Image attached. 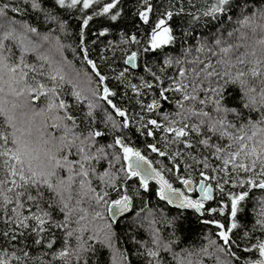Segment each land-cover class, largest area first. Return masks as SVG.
I'll return each mask as SVG.
<instances>
[{"label":"snow or ice","instance_id":"6c2138e0","mask_svg":"<svg viewBox=\"0 0 264 264\" xmlns=\"http://www.w3.org/2000/svg\"><path fill=\"white\" fill-rule=\"evenodd\" d=\"M120 3L121 0L107 3L53 0V5L60 9L82 12L99 6L93 15L107 16L111 21L120 17ZM164 3L163 11L154 13L152 0H140L141 9L136 15L148 26L143 33L146 38L142 43L133 34L120 41L121 45H137L135 51L110 45L113 55L119 48L127 65L114 79L130 88L137 98L151 93L150 101L137 99L140 111L130 115L129 110L113 102L110 97L117 93L107 85L102 94L89 89L92 97L105 101L122 118L116 120L104 110L105 126L110 125L113 133H120L107 145L99 144L98 138L106 135L104 131L91 126L86 134L75 131L80 127L73 114L75 106L60 98L58 90L65 82L73 84L70 94L78 103L88 101L85 119L91 118L93 123L94 112L100 107L98 102L83 95V90H76L78 86L71 79L66 81L62 65L54 66L48 57L40 55L38 59L49 64V70L45 71L43 64L37 68L26 60L29 53L40 47L28 34L40 33L27 22L10 17L8 11L24 14L30 7L43 12L45 22H58L62 29L64 23L42 7V0H19L24 9L15 0L11 5L0 4V264H88L84 254L95 251L89 240L112 247L111 223L106 222L108 231L99 230L104 231L102 240L95 230L85 238L88 224L91 220H104L105 210L114 223L117 216L131 209L127 181L133 177L139 178L144 190L148 189V179H156L161 200L177 203L180 209H195L201 215L204 202L214 199V191L224 193L226 185L240 189L227 192L228 202L221 207L207 209L222 216L227 210L226 223L216 219L203 221L215 225L223 242L217 245L216 241H210V244L216 245L217 264H264V239L251 235L257 226L264 234V198L257 201L258 218L251 233L238 219L250 191H264V0H164ZM198 3L203 7L197 8ZM93 15L82 20V28L88 26ZM181 15L188 19L181 32L183 39H178L170 22ZM213 21L218 22L215 31L196 34L198 27ZM107 32L105 28L98 35L105 36ZM189 39L195 41L194 45L188 44ZM177 43L181 44L180 55L165 51ZM193 52L196 55L192 56ZM83 54L103 84L108 77L88 58L86 48ZM173 66L178 72L165 76ZM135 68H142L148 79L141 76L139 83H132L128 77ZM38 76L47 77L51 85L38 80ZM173 94L178 98L173 99ZM42 97L45 106L35 107ZM229 99L234 103H227ZM165 103L174 105L175 111H161ZM131 131L144 138L151 137L153 142L146 143L147 150L167 160L170 166L152 167L148 156L131 145L128 136ZM101 163L106 167L98 171L97 165ZM164 171L173 173L190 192L196 190L192 172L198 171L199 198L193 199L174 188ZM122 178L124 183L118 184ZM109 190L116 192L118 198L110 199ZM54 212L62 214L63 219L54 218ZM166 223L179 227L176 218ZM56 231L64 235L61 248L54 251ZM234 231H238L235 238ZM29 237L32 246L38 249L36 255L28 248ZM173 243L174 240L165 242L159 230L153 228L155 247H146L142 255L150 258L148 264H164L161 253H172L173 260L184 264L183 258L172 252ZM221 253L225 259H221ZM120 255L127 261L123 253Z\"/></svg>","mask_w":264,"mask_h":264},{"label":"trees","instance_id":"16d2710c","mask_svg":"<svg viewBox=\"0 0 264 264\" xmlns=\"http://www.w3.org/2000/svg\"><path fill=\"white\" fill-rule=\"evenodd\" d=\"M5 2L11 5L13 0H0V4ZM107 2H109V0H102V3ZM15 3L20 8H25L23 4H19V0H15ZM152 3L154 5V13L163 11V8L166 7L164 0H152ZM42 7L48 9L52 15L57 16L58 21L64 23V28L62 29L58 22H45L44 13L33 10L30 7L27 8L24 14L8 11L10 17L27 22L32 27L37 28L40 33V35L28 34L34 44L39 42L43 47H39L37 52L29 53L26 56V60L35 64L37 68L43 64L45 71L49 70V64L39 60L38 56L40 55L48 57L54 66L57 64L62 65L66 73V81L71 79L73 83L78 86L76 90H83V95H87L90 99L96 100L100 105L94 112L96 118L95 123H93L91 118L85 119V114L88 110V101L85 100L78 103L75 97L70 94L73 91V84L67 82L63 84V88L58 91L61 92L60 98L75 106L73 114L77 117V123L80 125L75 131L86 134L91 126V128H97L106 133L104 137L98 138L99 144L107 145L112 143L113 136L120 133H113L110 125L105 126L103 123L104 110L107 109L108 112H111L116 120H121L122 118L116 116L114 110H112L105 101L99 100L98 97H92L89 89H97L102 94L104 85H107L112 91L117 93L115 97H110L113 102L116 103L118 107L129 110L130 115L140 111V105L136 102L137 99H142L145 103L150 101L151 93L137 98L130 88H126L124 84L114 79V77L118 75L124 67H127V65L123 62V53L119 48L115 49V55H113V49L110 47V45H120V48L127 47L129 52L135 51L138 47L135 44H120L122 38H127L133 34L137 35L138 39L143 43L146 38L143 33L148 31V26L143 25L136 15L137 11L141 9L140 0H121V3L118 5L121 15L116 21H111L107 16L101 17L93 15L94 11L99 7L96 5H94L92 9L82 12L79 9H60L59 6L53 5V0H42ZM202 7V4H197V8ZM87 15H93V19L89 21L86 28H82V20ZM232 15L235 18L234 12ZM152 19H155V16H153ZM187 19L186 16L181 15L174 17L173 21L170 22L172 23L178 39H183L181 32L187 26ZM217 26L218 22L213 21L205 27H198L196 34L208 35L210 31H215ZM105 28L108 29L107 34L105 36H99L98 33ZM81 32H83L82 36ZM45 35L48 36L47 40L43 39ZM194 43V40L189 39L188 44L194 45ZM84 48L88 50V58L95 61L101 73L108 77L103 84L99 83L91 65L84 59ZM165 51L171 55L178 56L181 54V44L177 43L174 47L170 46ZM194 55H196L195 52L192 53V56ZM101 56L106 59L102 60ZM192 56H189V59H191ZM214 61L215 58H213V62ZM185 66L191 67V65ZM177 72L178 68L173 66L167 70L165 76H171ZM141 76L148 79L142 68H135L131 69V74L128 78L132 83H139V78ZM89 77L91 78L90 80ZM37 79L51 85V81H49L47 77L38 76ZM172 98L176 99L178 95L173 94ZM227 103L232 104L234 101L229 99ZM44 106L45 98L42 97L41 101L36 102L35 107L41 108ZM161 111L174 112L175 107L172 104L165 103ZM37 120H39V118H37ZM49 130L54 131L53 129ZM127 131L128 130H125V132ZM59 134L60 133L57 132V135ZM128 136L131 145L137 147L143 154L147 155L155 168L166 169L170 166L167 160L147 150L146 143L153 142L151 137H141L135 131L128 132ZM104 167H106V165L101 163L97 165V170L103 171ZM164 175L174 187L180 188L185 194L190 195L194 199L199 196L197 190L191 192L187 191L173 173L164 171ZM191 178L193 180V186L196 189L198 181L201 179L198 171H193ZM93 183L95 185L97 182L94 180ZM123 183V178L118 181V184ZM127 185L130 186L128 187V194L132 196L131 211L127 215L121 217L114 223L109 219L106 210L104 211V220H91V215L89 216L91 223L88 224L89 231L84 234L85 238L87 239L95 230L99 233L100 239L102 240L104 238V231H108L106 222L111 223L112 247H109L107 243L102 244L98 240H89L88 244L92 245L95 251H89L84 254L88 264H114V255L116 256L115 264H148L150 258L146 255H142V253L145 252L146 247H155L152 244L153 228L159 230V234L165 242L174 240L172 252L183 258L184 264H187L189 260L192 261V264H217L216 245L210 244V241H216L217 245L223 242L217 236L218 229L215 225L205 224L203 221L216 219L226 223L227 210L225 215L222 216L219 213L211 214L207 212V209L210 207H221L223 203L228 202L226 197L227 192L239 191L240 189H234L231 185H226L224 193H221L219 190L214 191V199L205 202L204 209L202 210L204 214L199 215L194 210L176 209L161 201L157 196L158 186L153 182L148 183L147 190L140 187L137 177H133L131 180L127 181ZM109 192L110 199L118 198L116 192L111 190H109ZM261 198H264V191L259 189L251 190L249 199L244 203V212L238 216L240 222L246 226L250 233L255 224V220L258 218L257 212L259 211L260 205H258L257 201ZM83 206L88 207L87 204ZM141 209H143V211H141ZM92 211L93 209L89 208V213H92ZM53 215L54 218L58 220L63 219L62 214L58 212H54ZM173 218H176V223L179 225L178 228L166 223L167 221L173 220ZM143 219L150 221L149 223H145ZM151 221L155 223H150ZM72 226L75 227V225ZM100 229H104V231H99ZM173 232L175 233L174 236L172 235ZM237 234L238 231H234L233 238H235ZM55 235L57 237V242L54 245V251L61 248L64 234L61 231H56ZM251 235H254L256 239H264V234L259 231L258 226L257 230L251 233ZM31 240L32 238L29 237L28 248L32 255H36L38 249L32 246ZM135 241H139L140 243H136ZM204 248H207V253L202 251ZM233 250L235 251L236 249L234 248ZM121 253L127 257V261L120 255ZM188 253H191V256H189ZM239 254L244 255L243 253ZM219 255L221 259L226 258L222 253ZM161 256L163 257L164 264H179L178 260H173L172 253L162 252ZM255 257L258 258V253H255ZM227 259L231 258L227 257ZM57 264H60V262H57Z\"/></svg>","mask_w":264,"mask_h":264},{"label":"water","instance_id":"95a60500","mask_svg":"<svg viewBox=\"0 0 264 264\" xmlns=\"http://www.w3.org/2000/svg\"><path fill=\"white\" fill-rule=\"evenodd\" d=\"M152 167H154V166L152 165ZM154 168H155V167H154ZM137 178H138V177H137ZM138 179H139V178H138ZM150 182L155 183V184L158 186V191H159V187H160V186H159V184L157 183V180H156V179H148V183H150ZM173 187H174V186H173ZM198 187H199V185H197L196 190H197V192L199 193V191H198ZM174 188H177V187H174ZM177 189H180V188H177ZM180 190H181V189H180ZM186 190L188 191L187 188H186ZM158 191H157V196H158V198H159ZM181 191H182V190H181ZM182 192H183V191H182ZM183 193H184V192H183ZM184 195L191 197L190 195H187V194H185V193H184ZM199 196H200V194H199ZM199 196H198L196 199H198ZM191 198H193V197H191ZM159 199H160V198H159ZM193 199H194V198H193ZM160 200H161V199H160ZM161 201H163V200H161ZM163 202H165L166 204H168L170 207H173V208H176V209H180V208H178L177 203L169 204L167 201H163ZM205 202H206V201H205ZM205 202H204V204H205ZM180 210H194V211L196 212L195 209H180ZM130 211H131V209H130L128 212H126V213H124V214H122V215L117 216L115 222H116L117 220H119L121 217L127 215ZM196 213L199 214V215H201V214L198 213V212H196ZM107 214H108V213H107ZM108 217H109V214H108Z\"/></svg>","mask_w":264,"mask_h":264},{"label":"rangeland","instance_id":"374dc122","mask_svg":"<svg viewBox=\"0 0 264 264\" xmlns=\"http://www.w3.org/2000/svg\"><path fill=\"white\" fill-rule=\"evenodd\" d=\"M30 40H31V39H30ZM36 45H39L40 47H43V45H41L39 42H37ZM38 49H39V48H38ZM149 221H150V220H147V219L144 220V219H143V222H145V223H149Z\"/></svg>","mask_w":264,"mask_h":264}]
</instances>
